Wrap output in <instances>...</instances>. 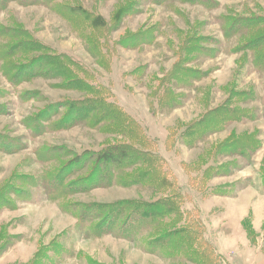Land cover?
<instances>
[{
  "label": "rangeland",
  "instance_id": "rangeland-1",
  "mask_svg": "<svg viewBox=\"0 0 264 264\" xmlns=\"http://www.w3.org/2000/svg\"><path fill=\"white\" fill-rule=\"evenodd\" d=\"M262 44L264 0H0V264H194L147 248L179 232L149 229L163 196L107 185L135 141L89 87L153 140L222 261L264 264Z\"/></svg>",
  "mask_w": 264,
  "mask_h": 264
},
{
  "label": "trees",
  "instance_id": "trees-1",
  "mask_svg": "<svg viewBox=\"0 0 264 264\" xmlns=\"http://www.w3.org/2000/svg\"><path fill=\"white\" fill-rule=\"evenodd\" d=\"M260 47V52L255 53L254 56L255 63L258 66L264 65V44H262ZM84 72H88L87 69H85ZM73 77L76 78L75 76H72L71 78ZM86 90H90L89 92L91 93V98L89 96L87 98L88 101H92L93 104L91 105H94V108H96L95 111H99L102 113L99 122H101L102 118H104L101 123H98H117L119 125V128L116 130L135 141V144L130 145L128 150H121L119 157H133V159H135L134 163L139 166V169L136 170L133 175L121 173L120 169H115L113 174L111 175L112 179L107 183V185H120L126 187H135L139 189L142 188L157 195L163 196L159 200L164 202L166 201V205L162 204L160 206H155V208L152 209L153 211H156L155 213H162L163 216L152 218L154 216L152 214H155L154 212H152V219L150 218L149 229L161 225L163 226L164 224H169V226L174 225L178 227L179 232L177 234H172L167 237L169 241L167 243H164L165 249H159V245L154 246L153 244L158 243L156 241L148 243L149 245L147 244V248L153 250L155 249V251H158V253L169 255L170 257L185 259L186 261H190L194 264H227L222 261L221 257L214 250L211 243H209L203 236L200 237L198 235L197 231L193 227V224L195 222L191 218V211H187L186 213L183 211V213L179 214L178 210H181V204H178L176 201L177 206H175L173 202L174 196L172 195L177 194L181 196L182 190L179 187L180 185L177 184V186H175L176 182L171 177L172 173H170V171L167 169L165 170L160 165V161H163V158L161 156L159 157L156 153L149 150V146L151 147V144L154 145L153 140L146 135V132L137 122L133 120V122H130L129 120L124 119L123 117L125 115H123L120 108L113 103H110L106 96L104 97L99 91L91 89V87L87 88ZM98 116L99 113L98 115H95V124H98L96 123V118ZM223 124V120L218 119V122L217 124H215V126H223ZM131 125L134 130L132 129ZM201 137L202 135H198L195 138ZM138 146H140L141 149L148 148L149 151H142L138 148ZM103 155L104 159H110L111 157H113L108 155V152L106 150L104 151ZM81 160L84 161L86 159ZM142 203L144 202L128 201L124 203V205L129 204V206H131L130 211H133L136 214V212H138V209H140ZM170 203L173 204V206H171ZM119 210L120 209H118V211ZM122 210L124 211V209ZM143 211L144 213L142 214L143 216H145L146 213H151V207L144 209ZM83 221L86 222L88 221V219H84ZM135 221L136 224L139 223V221ZM202 229L204 232L203 225L202 228L200 227V231H202ZM152 231H154V229H152Z\"/></svg>",
  "mask_w": 264,
  "mask_h": 264
}]
</instances>
